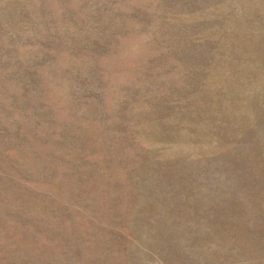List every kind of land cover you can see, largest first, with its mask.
Wrapping results in <instances>:
<instances>
[{
	"label": "rangeland",
	"instance_id": "rangeland-1",
	"mask_svg": "<svg viewBox=\"0 0 264 264\" xmlns=\"http://www.w3.org/2000/svg\"><path fill=\"white\" fill-rule=\"evenodd\" d=\"M0 264H264V0H0Z\"/></svg>",
	"mask_w": 264,
	"mask_h": 264
}]
</instances>
